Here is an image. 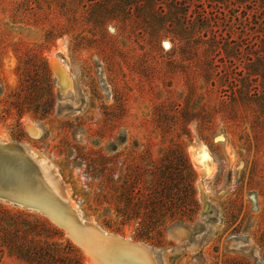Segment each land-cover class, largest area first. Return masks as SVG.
<instances>
[{
    "label": "rangeland",
    "instance_id": "1",
    "mask_svg": "<svg viewBox=\"0 0 264 264\" xmlns=\"http://www.w3.org/2000/svg\"><path fill=\"white\" fill-rule=\"evenodd\" d=\"M131 2L0 0V141L39 150L85 219L160 264H264V0H184L187 18ZM50 58L78 104L61 108ZM67 257L86 264L63 228L0 199V264Z\"/></svg>",
    "mask_w": 264,
    "mask_h": 264
},
{
    "label": "water",
    "instance_id": "2",
    "mask_svg": "<svg viewBox=\"0 0 264 264\" xmlns=\"http://www.w3.org/2000/svg\"><path fill=\"white\" fill-rule=\"evenodd\" d=\"M0 199L35 210L63 228L82 249L86 264H97L95 259L98 256L115 251L126 256L129 252L146 251L151 264H155L152 248L107 232L96 222L81 219L75 207L52 191L37 163L20 143L0 142Z\"/></svg>",
    "mask_w": 264,
    "mask_h": 264
},
{
    "label": "bare ground",
    "instance_id": "3",
    "mask_svg": "<svg viewBox=\"0 0 264 264\" xmlns=\"http://www.w3.org/2000/svg\"><path fill=\"white\" fill-rule=\"evenodd\" d=\"M51 61L53 66L52 68L54 69L53 72L56 81L57 93L61 97V99H58L59 103L65 100V98L69 100L68 97H71V99L76 103L75 101L76 85L73 75H70L71 73L68 74L69 72H67L68 66L63 62L61 58H58L57 61L51 59ZM60 106L61 108H69V106L64 105V103L63 105L60 104ZM27 128L31 137L34 138L39 137L40 128L39 126H37L36 123L29 122L27 124ZM20 144L22 145L23 150L27 154L31 155V157L35 160L45 182L52 189V191L60 198L66 200L71 206L75 207L79 217L81 219H84L81 211L78 208V205L69 198L66 188L63 186L58 175L56 174V170L55 172L54 171L52 172V169L54 168L52 162H50L44 154H42L39 150H37L33 146L27 143H20ZM190 153L193 157L195 167L201 176L209 177L214 174L215 172L214 160L204 143H197L196 145H191ZM89 221L94 222L92 220ZM182 228H183L182 226L176 227V231L182 232ZM124 239L129 240V238L127 237H125ZM235 240L238 241V244H244V242L240 239H235ZM152 249L154 251L155 264H160L156 249L155 248ZM143 252L144 253L141 252L139 253L138 251H134L132 253L129 252V254H127L128 256H126L120 254L119 251L118 252L115 251L114 253H108L105 255L103 254L98 256V258L95 259V262L97 264H151V258L149 257L146 251ZM130 255H133V257H130Z\"/></svg>",
    "mask_w": 264,
    "mask_h": 264
},
{
    "label": "trees",
    "instance_id": "4",
    "mask_svg": "<svg viewBox=\"0 0 264 264\" xmlns=\"http://www.w3.org/2000/svg\"><path fill=\"white\" fill-rule=\"evenodd\" d=\"M155 0H132L131 3H134V4H141V3H145L147 2V4L153 8L155 6ZM184 0H172L173 4H174V7L176 10H178L180 12V14L183 15V17L187 18V14L188 12H185L187 9V5L184 4L183 2ZM200 1V0H199ZM211 1V0H209ZM216 2H223V0H215ZM263 3V2H262ZM184 9V10H183ZM154 14L158 15V16H161V17H165L167 15L166 11L164 10L163 6L162 5H158L157 9L154 10V8L151 10ZM188 16H190V14H188ZM206 16V15H205ZM163 187H166L167 188V185H163ZM181 200V199H180ZM192 201H193V198H192ZM173 203V202H172ZM187 204L186 200H181L180 203H177L175 207L176 209L178 210H182L184 211V207L185 205ZM171 207V206H170ZM170 209V208H169ZM168 215H172L171 212H169ZM162 217L161 214H158V215H154V214H146L145 216H140L139 218H141L140 222H141V225L143 227H150L152 226L153 224H155L154 221H158L160 220V218ZM127 218H131V217H127ZM68 246L71 248L72 245L70 243H68ZM63 262H65L66 264H77V260L76 259H73V258H69L67 257L66 258V261L63 260Z\"/></svg>",
    "mask_w": 264,
    "mask_h": 264
},
{
    "label": "snow or ice",
    "instance_id": "5",
    "mask_svg": "<svg viewBox=\"0 0 264 264\" xmlns=\"http://www.w3.org/2000/svg\"><path fill=\"white\" fill-rule=\"evenodd\" d=\"M165 46H167V45H165Z\"/></svg>",
    "mask_w": 264,
    "mask_h": 264
}]
</instances>
